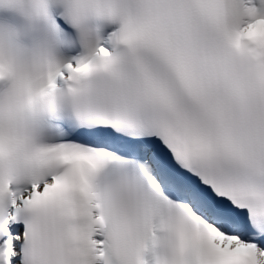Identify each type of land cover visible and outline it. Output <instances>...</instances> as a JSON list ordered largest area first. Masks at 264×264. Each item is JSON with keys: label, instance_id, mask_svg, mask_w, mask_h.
<instances>
[{"label": "snow or ice", "instance_id": "1", "mask_svg": "<svg viewBox=\"0 0 264 264\" xmlns=\"http://www.w3.org/2000/svg\"><path fill=\"white\" fill-rule=\"evenodd\" d=\"M0 264H264V0H0Z\"/></svg>", "mask_w": 264, "mask_h": 264}]
</instances>
